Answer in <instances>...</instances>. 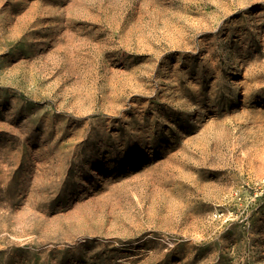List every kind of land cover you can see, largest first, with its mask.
<instances>
[{
  "label": "rangeland",
  "instance_id": "374dc122",
  "mask_svg": "<svg viewBox=\"0 0 264 264\" xmlns=\"http://www.w3.org/2000/svg\"><path fill=\"white\" fill-rule=\"evenodd\" d=\"M0 264H264V0H0Z\"/></svg>",
  "mask_w": 264,
  "mask_h": 264
}]
</instances>
